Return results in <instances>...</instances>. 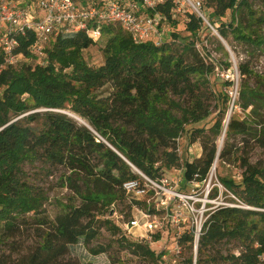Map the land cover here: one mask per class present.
Segmentation results:
<instances>
[{
  "label": "trees",
  "instance_id": "obj_1",
  "mask_svg": "<svg viewBox=\"0 0 264 264\" xmlns=\"http://www.w3.org/2000/svg\"><path fill=\"white\" fill-rule=\"evenodd\" d=\"M208 4L214 8L209 21L224 39L231 35L254 52H264V0H208ZM228 11L229 22L213 21ZM186 19L190 37L183 39L172 32L171 40L161 45L137 44L120 26H105L104 63L98 67L88 64L84 56L97 43L77 32L54 38L46 65L24 64L1 71L0 264H79L69 261L73 247L88 245L103 227L117 235L119 228L101 218L109 215L113 202L126 201L123 184L140 179L120 155L145 175L162 177V166H181L177 142L185 131L191 144L200 142L201 154L182 165L184 178L202 182L218 156L220 161L231 159L233 136L243 137L244 145L254 141L264 148V125L257 130L251 119L230 117L225 130L228 109L213 117L205 104L215 66L194 40L203 21L191 13ZM32 42V37L23 41L16 53L30 58ZM238 71L239 101L233 103L232 111L239 106L255 113L264 107L263 86L247 63H240ZM251 76L256 78L255 86L248 81ZM222 100L231 102L227 95ZM63 112L80 117L93 131ZM201 123L202 128L186 130L184 126ZM224 131L226 140L220 148ZM248 154L241 159L245 168L241 184L229 179L221 183L244 204L263 208L264 164H252ZM33 161L63 167L88 181L92 189L79 194L77 204L59 202V211L51 217L44 209L45 197L23 171V165ZM34 225L42 234L40 242L31 245L24 236ZM190 240L187 234L184 241ZM231 243L240 248L239 254L227 252ZM120 246L138 259L136 264H158L148 244L123 238ZM106 251L99 247L93 253ZM263 252L264 212L220 207L204 223L197 264H250ZM192 256L189 244L177 264H193Z\"/></svg>",
  "mask_w": 264,
  "mask_h": 264
},
{
  "label": "built area",
  "instance_id": "obj_2",
  "mask_svg": "<svg viewBox=\"0 0 264 264\" xmlns=\"http://www.w3.org/2000/svg\"><path fill=\"white\" fill-rule=\"evenodd\" d=\"M185 6L191 7L205 25L218 33L203 12V0H0V48L3 51L0 73L6 67H15L19 60L29 58L22 53L17 54L16 50L30 37L33 38L28 48L30 58L36 56L39 59L46 58L45 46L58 35L84 32L98 43L107 25H119L137 44H164L171 40V27L180 20ZM47 60L40 65H46ZM177 144V154L182 155L180 143ZM128 165L140 177L123 184L133 215L130 219L125 218L126 213L115 211V215L120 228L133 235L135 243L150 246L158 264L182 261L185 247L189 244L192 245L193 264H197L204 223L208 214L218 207L264 212V207L248 206L234 195L236 204L225 202L220 196H211L214 188L209 186L203 197L196 192V188L185 192L180 189L185 188V178L177 179V183L166 175L152 178L130 162ZM179 171L185 174V170ZM211 174L210 171L203 181ZM202 182L192 183L199 185ZM218 187L221 189L222 185ZM187 234L191 237L189 242L184 241ZM156 236L159 238L156 239ZM250 264H264V252L258 261Z\"/></svg>",
  "mask_w": 264,
  "mask_h": 264
},
{
  "label": "rangeland",
  "instance_id": "obj_3",
  "mask_svg": "<svg viewBox=\"0 0 264 264\" xmlns=\"http://www.w3.org/2000/svg\"><path fill=\"white\" fill-rule=\"evenodd\" d=\"M203 3V12L210 19V14L214 11V8L208 4V0H203ZM255 8L262 10V8H260L256 3ZM181 13L180 20L177 21L176 26L171 27V32H177L180 37L187 39L190 37V33H188L185 29V19L188 13H195L189 6L183 7ZM213 21L218 25L229 22L230 11L226 13L224 18H214ZM194 40L197 43L198 49L208 61V63H212L215 66L214 72L209 77L211 86L209 92H207V101L205 102L207 107L212 112L213 117L221 116L223 111L228 109L224 124L228 120V117L232 115L231 117L237 121L245 120L247 118L253 120V125L257 123V130H261V127L264 125V107H260L255 113H252V108L244 110L239 106H236L235 110L232 111V106L234 102L239 101L241 78L238 71V66L240 63H247L250 66L251 70L254 71V74H257L258 81L260 82L259 84L263 86L264 89V52H254V50L248 48L246 45L235 41L231 35L228 39H224L219 34V32H214L205 24ZM106 41L107 37L103 36L96 45H93L84 52V56L88 64L93 67H98L104 63L103 48ZM51 46L52 42L45 46L44 54L47 53V50L50 49ZM47 57L48 55L46 54L45 59H39L35 56L33 58H27L25 61L19 60L15 68H20L24 64H31L34 66L44 63L47 60ZM228 66H230V68H228ZM227 81L232 82L233 86H228L226 84ZM248 81L252 86L256 85V78L254 76L248 77ZM224 95H227L229 98H231V102L229 104H226V102L222 100V96ZM203 124L204 123L198 125L185 124L184 126L186 130H188L193 127L202 128ZM220 140L221 139L218 141V146ZM243 140L244 139L241 136H233L230 141L231 147L229 149H231L234 154L231 156L229 161L218 160L217 164L212 167V174L209 178H207V180L203 181L199 185H195L191 181L185 180L186 184L183 183L185 188L182 189L180 187V189L184 190L185 192H191L196 188V192H198L200 197H203L204 191L209 186L212 189L214 188L211 196H220V198H222L225 202H230L233 204L234 202L237 203L235 199L237 197L234 196L235 198H233V193L223 186L221 180L229 179L238 185L241 184L243 173L245 171L241 161L243 154L245 155L249 153V161L252 164H264V148L257 146L254 141H250L251 143L244 145ZM178 142L180 143L182 152V155H179L182 161L181 166L176 167L175 170V168L169 169L161 165L162 174L166 175L167 178H171V180L175 181V183H177V179H184V171L180 173L179 170H185V167L182 166L185 164V161H192L193 158L198 157L201 154L200 142L191 144L185 131L178 137ZM23 171L28 182L37 188L38 191L45 197L46 203L44 205V209L51 217H54L59 211V202H72L77 204L79 194H85L92 189L91 184L82 177L71 174L63 167L51 166L42 163L41 161L25 163L23 165ZM218 185H222L221 189L218 187L219 190L217 188ZM180 186H182V183H180ZM201 205L202 202H200L199 206ZM115 211L118 213H126V219H130L133 215L131 207L128 205L127 201L113 202L109 208V215L102 217L101 221H109L113 227L119 228L118 230L120 232L117 235H113L107 231L105 227H103L97 238L92 240L88 245L79 244L73 247L72 254L70 257H68L69 261H77L79 264H112L111 262L116 260L118 262L120 261L121 264H136L138 259L134 255H131L128 251L123 250L120 246L123 238L128 242H135L134 236L130 235L129 233L128 235L120 228V222L115 215ZM135 215L137 214L135 213ZM41 234L42 229L37 228V226L34 225L25 232L24 239L27 240L31 245L34 243H39L41 240ZM99 247L106 248L107 251L105 253L95 255L93 250H96ZM154 247L156 248L157 246ZM227 250H229L227 252H232L235 254H239L240 252V248L237 247L235 243L228 245Z\"/></svg>",
  "mask_w": 264,
  "mask_h": 264
},
{
  "label": "water",
  "instance_id": "obj_4",
  "mask_svg": "<svg viewBox=\"0 0 264 264\" xmlns=\"http://www.w3.org/2000/svg\"><path fill=\"white\" fill-rule=\"evenodd\" d=\"M63 113H66V112H63ZM66 114H68L70 117H72V118H74V119H76L77 121H79L81 124H83L85 127H87V128H89L90 130H92V128L86 123V122H84V121H81L79 118H77L75 115H73V114H70V113H66ZM230 117L231 116H229L228 117V120H227V122L230 120ZM227 128V127H226ZM226 128H225V130H226ZM93 131V130H92ZM224 135H225V131H224ZM103 142L111 149V150H113V151H115L116 152V150L108 143V142H106L105 140H103ZM116 153H118V152H116ZM118 155H120L119 153H118ZM120 157L126 162V163H128V161L124 158V157H122L121 155H120ZM218 158H219V156H218ZM218 158L216 159V161H215V163H214V165L218 162ZM213 165V166H214Z\"/></svg>",
  "mask_w": 264,
  "mask_h": 264
},
{
  "label": "bare ground",
  "instance_id": "obj_5",
  "mask_svg": "<svg viewBox=\"0 0 264 264\" xmlns=\"http://www.w3.org/2000/svg\"><path fill=\"white\" fill-rule=\"evenodd\" d=\"M72 114V113H71ZM77 118H79L81 121H84V120H82L80 117H78V116H76ZM85 122V121H84ZM228 124H229V121L227 122L226 121V123H225V128L228 126ZM224 142H225V135H223L222 137H221V140H220V142H219V146H220V148L221 147H223V145H224ZM217 164V163H216Z\"/></svg>",
  "mask_w": 264,
  "mask_h": 264
}]
</instances>
